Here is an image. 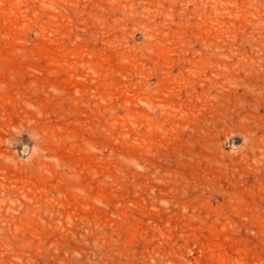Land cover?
Instances as JSON below:
<instances>
[{
  "label": "rangeland",
  "instance_id": "obj_1",
  "mask_svg": "<svg viewBox=\"0 0 264 264\" xmlns=\"http://www.w3.org/2000/svg\"><path fill=\"white\" fill-rule=\"evenodd\" d=\"M0 264H264V0H0Z\"/></svg>",
  "mask_w": 264,
  "mask_h": 264
}]
</instances>
